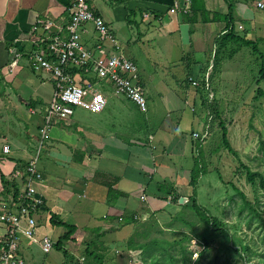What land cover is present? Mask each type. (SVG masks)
Returning a JSON list of instances; mask_svg holds the SVG:
<instances>
[{"label":"crops","instance_id":"1","mask_svg":"<svg viewBox=\"0 0 264 264\" xmlns=\"http://www.w3.org/2000/svg\"><path fill=\"white\" fill-rule=\"evenodd\" d=\"M203 1L211 12L222 13V9H228L235 18L233 27L246 30L248 38L258 40L257 34L264 32V8L258 7L264 0H232L234 3L226 2L219 9L218 5L213 9L215 0ZM177 2L184 9L189 0L91 2L118 37L122 44L121 47L118 44L120 51L122 46L126 47L132 55L129 57L140 67V81L149 103L148 113L138 114L135 104L117 94L112 85L77 73V83L90 80L96 84L108 100L107 107L96 114L77 108L71 118L58 121L44 138L40 129L46 109L53 100L55 82L49 71H37L32 67L30 54L45 49L47 44L41 41L43 33L35 27L40 20L47 19L65 25L71 19L74 0H0V144H3L0 146V205L6 199L2 174L10 177L19 161L26 163L39 149L43 152L40 169L45 181L38 188L46 203L36 213L41 225L38 235L21 244L20 254L27 264H47L38 259L34 247L42 249L43 236H50L57 242L66 231L63 226L53 223L54 213L64 222L75 225L76 234L81 238L91 235L95 227L111 233V239L105 243L109 251L114 243L119 244L120 236L128 227L121 228L119 224L129 216L158 213L162 224L172 219L174 205L159 198V181L169 180L176 186H188L195 152L191 134L202 129L206 121L186 105L189 100L200 104L197 89L188 93L183 91L182 99L175 94L177 90L167 96L164 90L154 86L152 75L143 69L140 54L132 47L149 45L146 47L148 54L153 52L159 57L164 56L168 47L170 51L174 50L172 47L176 48L177 60L167 61L188 63L181 66L183 82L188 83L187 77H197L191 72L192 65L193 71H204L206 65H201L199 60L210 61L213 51L210 48H216V41L225 34L227 26L217 18L206 23H190L178 10L173 11ZM87 27L89 32L83 39L92 47L96 40L94 25L90 23ZM189 52H198L199 57ZM187 53L188 57L185 56ZM231 61H236V57ZM155 93L157 97L153 96ZM170 95L178 98L179 103L175 101L172 105ZM159 102L168 113L164 119L158 117ZM131 113L135 118H130ZM136 115L143 118L137 120ZM5 145H10V152H4ZM76 187L81 192L76 191ZM144 195L146 199H143ZM120 217L122 222L118 221ZM5 230L6 226L0 223V235Z\"/></svg>","mask_w":264,"mask_h":264},{"label":"rangeland","instance_id":"2","mask_svg":"<svg viewBox=\"0 0 264 264\" xmlns=\"http://www.w3.org/2000/svg\"><path fill=\"white\" fill-rule=\"evenodd\" d=\"M226 2L234 3V1L232 0H215V6H213V9H216V5H218V9L224 7L226 5ZM182 7L183 6L181 5L180 9H182ZM230 8L232 9V5L230 6ZM180 9H178L179 12ZM184 9L186 10V6H184ZM221 12H222L221 14H223L224 17L223 18L219 17L218 21L222 22L223 24H226L228 22V18L226 16L229 15L228 9H222ZM262 25L264 29V18L262 19ZM107 26L109 30V34L107 35V37H103L101 33H96L95 45L92 47L89 46L88 43H86V41L83 38H81L82 44L87 48V50L90 53H93L95 55L97 52H100L101 50L110 51L113 48L114 49L119 48L120 51V47L122 44L120 45L119 43L120 41L116 36V34L113 32L109 23ZM85 29H86L85 32H89L88 27ZM240 29H244V28L240 26ZM39 30H41V32L43 31L41 28H39ZM85 32L83 31V34ZM238 33L245 34V31L244 30L239 31ZM257 35L259 39L260 52L264 54V37H263L264 32L262 33L259 32ZM254 40L257 41V39ZM117 44H119L120 47L116 46ZM147 46L149 45H146L141 48L139 45H135L132 48L135 50V52L138 51V53L140 54V63L141 65L143 64V69L146 71V73L147 74L150 73V75H152L153 78L152 82L154 86L159 87L161 90H164L167 96L169 93H174V90H177L178 93H176L175 91V94H178V96L182 99V97L184 96V94L182 93L183 91H185L186 93L194 92L198 87L202 85L201 83L202 80L199 81L198 79L197 81L199 82V84L197 86L183 82L184 75L182 73L181 66L188 63L185 62L172 63L167 61V59L177 60L178 57L176 56V52H175L176 48L172 47V49L174 50L170 51L168 47L167 51L165 50L164 56L159 57V55H155L153 52H151L149 55L148 54L149 49L146 48ZM212 47L213 46H211L210 48V51L213 50L210 60L213 59L212 55L216 53L218 44H216V48L215 47L212 48ZM228 48L231 49L233 48V46L229 45ZM120 52H122L124 55H126L128 58L131 59L132 55L126 47L122 46V51ZM190 53L191 55L195 54L197 57H199V54H196L198 52H189V54ZM189 54L187 53L185 56L188 57ZM99 56L100 55L93 56L91 60H95ZM235 57H236V61H231L230 59H227L223 64L224 67L223 71L217 73L215 75L216 77L213 76L214 79H213L212 87L214 89L215 95L213 96L212 101H208L207 102L208 104L205 105L204 103H202L201 99L199 98L200 104H198V102L194 103L193 101L189 100L188 102H186V105L191 110L192 113H194L196 116L202 119V121L204 122L206 121L203 124L202 129L197 131L195 130L192 132V136L195 133H199L200 135L201 134L207 135L208 130H210L209 138H207L203 147L205 153V159L208 164V173L204 174L202 179H200L201 180L200 184H198L197 190H198L199 203L205 206L206 208H208L213 214H216L219 217L226 219L230 227L229 230L232 234L236 235L237 237H240L242 241H245V239L246 241H251L250 238L253 236L256 237L258 234V230H256V225H253L251 228H249L244 222L239 223L238 211L237 210L234 211L233 209L228 208V205H230L229 203L230 197L236 194V190L234 189L235 187H238L240 190L244 191L249 197V199L254 201L256 197L259 196L264 202V192L258 190L257 186L249 182L247 177V170L245 168V166H247L253 172L260 171L264 174V98H259V99L256 98L258 94L257 92L258 88L260 86L264 87L263 83L262 84L257 83V79L259 77V69L263 58L261 57L260 54L253 52L251 48H241L239 54L236 55ZM85 61L89 62L90 59H87ZM212 62L214 61L212 60ZM199 63L203 65L206 62L205 60H199ZM89 64L90 66H93L92 63ZM136 65L138 67V73L140 74L141 69H139L140 67L138 66L137 63ZM205 68L207 67L204 66V70ZM83 72H84L82 74L83 77H85V75H88L85 68ZM191 72H193L194 73L193 75L199 78L203 75V72L205 71L200 72L199 70L195 72L193 71V65H192ZM139 74L137 79H139ZM208 75L210 77V74H207V77ZM71 77L74 80H76V75H72ZM207 77L205 79L206 81L204 80L205 86L207 82ZM105 80L108 79L106 78ZM143 80L145 81V78H143ZM189 81L190 78L188 79V82ZM55 92H56V85L54 86L53 94H55ZM190 95L191 94H189V96ZM153 96L157 97L158 95L157 93H155ZM159 96L161 97L165 95H159ZM170 100L172 102V105H175V101L179 103L178 98L176 100V98H174L173 95H170ZM159 104L160 106L158 108L159 110L158 117L159 119H164L167 117L168 113L162 107L160 102ZM212 104L215 111L216 109H218L217 111L219 112L220 116H218L217 112L213 111V108L211 109ZM197 112H199V115L197 114ZM25 114H27V111H25ZM173 114H170V116L171 117L174 116ZM130 118H135L132 113L130 114ZM44 122H45V117H44ZM222 122H224L225 126H227L228 128V134H227L228 139L231 142L234 149L238 152V155H235L232 151L229 150V148H227L223 144V125H221ZM56 123H54V125ZM166 126H169V124H167ZM21 129L22 126L20 127V130ZM0 146L2 147L3 144L1 143ZM4 148H5L4 151H6V153L11 151L10 145H5ZM37 155H39L38 168L41 171L40 160L42 161L43 152H41L39 149L37 153L35 152V156ZM33 158H31L28 162H30ZM44 181H45V175H43V180L38 184V187ZM38 187L36 190L39 191ZM177 188L181 189L180 191H184L185 194H191L193 191V188L190 186L180 187L178 185ZM75 189L76 191L81 192L77 187ZM39 194H41L40 191ZM187 197L188 196H184V198ZM8 198L11 199L12 195H10ZM43 199H44V204L39 211H41V209L45 206L46 201L44 197ZM143 199H146L145 195L143 196ZM8 201L9 200L7 199H3L1 201L0 216L2 214V210H4V204L7 203L8 206L9 203ZM188 202L189 201L187 198V200H185V203L181 205H184ZM172 203L174 205V212L171 213L173 215L180 213L182 211V207L180 205L175 204L174 202ZM247 213L248 212H246L245 214ZM133 216H135L136 219L138 220L146 221L148 217L150 218L153 216L158 219L159 214L154 213V214L133 215ZM121 220L122 217H120L118 221L122 222ZM170 222L171 220L168 223ZM0 223L2 225L4 224L3 221H0ZM37 223H38V228L34 238H36V236L38 235L39 229L41 227L38 219H37ZM159 223L162 224L160 221ZM101 224L103 223L101 222ZM123 225L124 227L125 226L128 227L124 230L125 232L120 236L119 240L117 239L119 244L116 245V243H114L110 251L108 250L109 260L107 264H140L141 259H140L139 251L132 252L129 254V256H127L125 251H123L126 248V245H123L122 247V242L127 240L126 238H128L130 235L133 234L135 226L133 224L129 225L128 223ZM179 225L181 229L188 230V228L185 225L183 224H179ZM119 226L121 228L123 227L121 223L119 224ZM172 227L174 229L175 226L173 225ZM55 230L57 231L58 229L55 228ZM92 231L93 232H91V235L88 234L89 236L87 235L84 236L83 238H81L82 237L81 235L76 234L77 232L76 231L75 234L72 236V239L66 243V247L68 248V250L72 252V254L79 260L80 263L86 262L85 255H83L84 250L86 248V244L91 243L93 240L96 239L101 240L104 243H106L111 239L110 235L112 234L110 233L109 235V233L106 232L103 228L95 227V229H93ZM49 233L53 235V232H49ZM44 237H49L51 239L50 236L46 235L43 236L42 241ZM86 237H90V238H86ZM51 240L53 241V239ZM23 241H21V244ZM145 241H147V239H145ZM74 243H78V245H75ZM21 244H20V251H21ZM55 244L56 242L53 241V246H51L52 252L51 251L45 252L42 246L41 248L43 250L40 249L38 246H35L34 248L36 249L35 251L38 259L40 261H46L47 264H49L51 261H53L55 264H65L64 262L62 263V261H65L64 254L60 249H58L55 246ZM189 247L194 252L192 255V259L193 261H195L198 258L197 251L203 250V248L201 247L200 244H198L197 240L195 239L192 241V245H190ZM18 255L23 260L24 262L23 264H27V261L24 259L23 255L22 254H18Z\"/></svg>","mask_w":264,"mask_h":264},{"label":"trees","instance_id":"3","mask_svg":"<svg viewBox=\"0 0 264 264\" xmlns=\"http://www.w3.org/2000/svg\"><path fill=\"white\" fill-rule=\"evenodd\" d=\"M189 1L190 3L192 2V7L186 11L183 9V11H180V14L185 15L190 23L195 24L197 21L206 23L215 21L216 18L218 19L219 17H224V15L220 12L208 11L203 0ZM96 15L103 18V16L100 15L97 10ZM226 17L228 18V22L226 23L227 26L225 27L226 32L224 35L221 34L216 41L218 48L216 53L212 55V60L214 62L210 60L207 62V64L205 63L207 68H205V72H203L201 77H187V80L190 78V81L188 82L189 84H193L191 78L195 80L198 79L199 81L202 80V85L197 88V96L200 97L202 103L205 105H207V102L210 101L209 96H207L208 90L206 89L204 82L207 74H210L208 82H210L212 86L214 79L213 76L219 72H222L224 69V62L227 59L231 60L236 55H238L241 48H251L253 52L260 54L263 58L259 69L257 83L264 84V54L260 52L259 39L256 41L248 38V33L239 34L238 32L240 30H238L236 27H233L235 18L232 16V14L229 12V15ZM106 24L108 23L106 22ZM94 29L95 34L99 33L96 27H94ZM191 31L193 32L194 28H192ZM42 33L41 41L44 40V43L45 41L47 43L45 45V49L33 51L29 56L30 61L35 52H45L49 61L58 63V57L50 47L51 41L48 40V34L44 31H42ZM228 44H231L233 48L229 49ZM95 55L98 56L97 53ZM63 68L65 72H69L72 75L84 73V68H71L69 66H64ZM90 69L91 72L88 75L92 77V80L96 82L103 81L102 83L105 82L109 85H112L115 90L113 82L101 78L100 75H98L93 70L92 66H90ZM49 73L52 74L56 84L53 73L51 71H49ZM138 80L142 85V82L140 81V74ZM257 92L258 94L256 98H264V87L260 86ZM125 98L135 104L138 114L148 113L149 103L147 110L143 111L140 109V106L132 99L127 96H125ZM212 108L213 111L217 112L218 116H220L219 112L217 111L218 109L215 111L213 104L211 105V109ZM136 117L138 118L137 120L143 118L142 116L138 115H136ZM221 125H223V144L235 155H238V152L234 149L228 139L227 126H225L224 122H222ZM209 135L210 130H208L207 135L201 134L199 137H195L194 135L192 136L191 134L192 144L195 148L192 158L193 164L190 173V179L187 184L193 188L191 194L179 193L176 184L172 181H159L161 185L158 187L160 195L159 198L161 200L169 201L171 203L174 202L175 204L180 205L182 207V211L173 215L171 222L167 223L166 225L160 224L159 220L154 216L150 218L148 217L146 221H143L138 220L135 216L131 215L129 216V219L122 222V226H124L123 224L127 223L129 225L133 224L135 226L133 234L130 235L124 243H122V247L123 245H126V248L123 251H125L127 256H129V254L132 252L139 251L141 259L140 264H264V202L259 196H257L253 201L249 199L244 191L240 190L238 187H235L234 189L236 190V194L230 197V205H228V208L238 211L239 223L244 222L249 228H251L253 225H256L258 234L256 237H251V241H246V239L245 241H242L240 237L232 234L229 230L230 227L226 219L213 214L208 208L199 203L197 190L198 184H200V179H202L204 174L208 173V164L205 159L203 147L205 141L207 138H209ZM29 163L30 162L23 163V161H19L17 164V169L10 177H6V175L2 174V181L4 185L3 194L6 196V199L9 200L8 202L10 205H8V207H12V204L15 205L13 208L14 210L25 204H29V200L23 197L24 187L28 182L27 167ZM245 168L247 170L249 182L257 186L258 190L264 192V174L260 171L253 172L247 166H245ZM17 171L22 173L21 178L16 176ZM10 195H12L11 199L8 198ZM184 196H188L187 198L189 202L181 205L180 199ZM246 212L248 213L245 214ZM51 219L55 225L63 226L67 230L63 235L60 236L59 240L55 244V246L63 252L65 264H107L109 260L108 249L105 247V243L98 239L86 244L83 254L85 255L86 262L80 263L79 260L66 247V243L72 239V236L77 231V227L73 224L64 222L61 220L60 216L56 215L55 213L52 215ZM179 224L185 225L188 230L181 229ZM173 225L175 226L174 229L172 227ZM145 239H147V241H145ZM194 239L197 240L198 244H200L203 248V250L197 251L198 258L195 261L192 259L194 252L189 247L192 245V241Z\"/></svg>","mask_w":264,"mask_h":264},{"label":"built area","instance_id":"4","mask_svg":"<svg viewBox=\"0 0 264 264\" xmlns=\"http://www.w3.org/2000/svg\"><path fill=\"white\" fill-rule=\"evenodd\" d=\"M91 2L92 0H74L71 19L65 25H59L47 19L40 20L35 27V30L41 28L48 34V40L51 41L50 47L58 57V63L49 61L45 52H35L31 57V64L35 70L51 71L56 80V92L46 109L45 122L41 129L44 138L48 137L54 123L69 119L75 113L76 108L99 113L105 110L108 104L106 96L96 87L95 83L90 80L83 84L77 83L71 77V73L64 71V66L85 68L87 74H90L89 63H92L93 70L101 78H107L113 82L117 94L129 97L140 106L141 110H147L148 101L144 88L137 79L138 67L136 63L116 47L110 51L101 50L97 52L100 56L91 60L96 55L90 53L82 44L83 31H86L85 28L90 23H93L103 37H107L109 34L108 24L104 18L96 15V9L91 5ZM190 7L189 1L186 10ZM258 7L263 9L264 2H259ZM180 8L181 5L177 2L173 11ZM103 51L106 53L102 54ZM87 59L90 61L86 62ZM208 80L209 75L206 89L208 90L207 96L212 101L215 92ZM191 81L195 86L199 84L195 79L191 78ZM194 136L199 137L200 134L195 133ZM38 161L39 155L35 156L27 167L28 182L24 187L23 197L29 200V204H25L16 210L13 209L14 204L12 207H8L7 203L4 204L0 221H3L6 231L0 236V264H23V260L18 255L20 254L21 241L26 238L33 239L37 233L38 223L35 214L44 204L43 197L36 190L38 184L43 180V174L38 168ZM16 176L22 177V173L17 171ZM41 246L45 252H49L53 246V241L49 237H44Z\"/></svg>","mask_w":264,"mask_h":264},{"label":"water","instance_id":"5","mask_svg":"<svg viewBox=\"0 0 264 264\" xmlns=\"http://www.w3.org/2000/svg\"><path fill=\"white\" fill-rule=\"evenodd\" d=\"M185 200H187V198L182 197V198L180 199V204L185 203Z\"/></svg>","mask_w":264,"mask_h":264}]
</instances>
